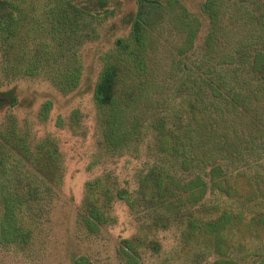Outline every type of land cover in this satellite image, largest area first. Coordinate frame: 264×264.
I'll list each match as a JSON object with an SVG mask.
<instances>
[{
	"label": "trees",
	"instance_id": "obj_1",
	"mask_svg": "<svg viewBox=\"0 0 264 264\" xmlns=\"http://www.w3.org/2000/svg\"><path fill=\"white\" fill-rule=\"evenodd\" d=\"M115 14L114 0H0V82L42 78L63 94L77 90L81 49ZM122 21L90 85L97 138L87 169L101 171L84 182L76 236L101 235L122 200L135 232L107 264L144 255L264 264V0H198L196 10L135 0ZM21 102L17 87L0 88V248L21 254L20 264H45L65 159L54 136L36 137L11 112ZM52 105L45 99L36 119ZM69 119L78 128L77 108ZM124 155L139 160L132 189L106 164ZM164 230L175 241L168 251L157 237ZM71 264L102 263L80 254Z\"/></svg>",
	"mask_w": 264,
	"mask_h": 264
},
{
	"label": "rangeland",
	"instance_id": "obj_2",
	"mask_svg": "<svg viewBox=\"0 0 264 264\" xmlns=\"http://www.w3.org/2000/svg\"><path fill=\"white\" fill-rule=\"evenodd\" d=\"M190 9L196 10L198 0H182ZM116 14L107 19L100 28L101 35L98 40L84 44L81 49L84 65V81L81 86L72 92L63 94L42 78H21L10 83L0 82V88L12 85L17 87V94L22 99L21 105L13 107V112L19 122L28 119L36 137L45 134L54 136L59 144L60 151L65 159V172L58 197L50 213L51 218V244L47 248L45 264H71V258L80 254H87L96 258L99 263L107 264L116 260L115 252L121 238L128 237L135 232V224L122 200L114 203L113 214L117 222L107 225L102 234L90 239H80L76 236L75 214L81 202L84 182L101 171L100 166L87 169L91 154L96 149L95 106L92 99L90 85L96 77L98 68L97 55L110 46L113 38L125 32L122 15L133 9L135 0H114ZM1 76V74H0ZM23 97L24 100H23ZM53 102L49 118L40 122L36 119L39 105L45 100ZM24 101V103H23ZM77 108L80 113L78 128L71 130L67 123L70 112ZM6 108L0 110V121L4 117ZM63 119L61 125H56V119ZM114 170L121 187L124 180L129 181V189L134 187L132 174L139 165V160L130 156L113 158L108 162ZM164 250H169L174 244L171 231H159L157 234ZM44 238L40 237V241ZM45 240V239H44ZM39 241V242H40ZM38 242V243H39ZM47 243V241H46ZM21 254L0 248V264H20ZM161 257L144 255L140 264H161Z\"/></svg>",
	"mask_w": 264,
	"mask_h": 264
}]
</instances>
